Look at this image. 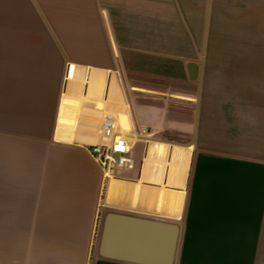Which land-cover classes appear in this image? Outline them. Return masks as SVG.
Returning a JSON list of instances; mask_svg holds the SVG:
<instances>
[{
  "label": "crops",
  "instance_id": "0c3cea01",
  "mask_svg": "<svg viewBox=\"0 0 264 264\" xmlns=\"http://www.w3.org/2000/svg\"><path fill=\"white\" fill-rule=\"evenodd\" d=\"M123 105L148 135L110 179ZM110 210L179 222L176 264H264V0H0V264H98Z\"/></svg>",
  "mask_w": 264,
  "mask_h": 264
},
{
  "label": "water",
  "instance_id": "95a60500",
  "mask_svg": "<svg viewBox=\"0 0 264 264\" xmlns=\"http://www.w3.org/2000/svg\"><path fill=\"white\" fill-rule=\"evenodd\" d=\"M190 69L196 79L198 66ZM181 233L179 222L110 210L102 220L98 264H176Z\"/></svg>",
  "mask_w": 264,
  "mask_h": 264
},
{
  "label": "built area",
  "instance_id": "2783aa9c",
  "mask_svg": "<svg viewBox=\"0 0 264 264\" xmlns=\"http://www.w3.org/2000/svg\"><path fill=\"white\" fill-rule=\"evenodd\" d=\"M103 143L94 145L91 154L100 164L108 178L117 177L121 170H132L136 166L135 159L131 156L129 140L126 135L118 132L116 117L112 113L104 115L101 123ZM147 128L137 132V140H146Z\"/></svg>",
  "mask_w": 264,
  "mask_h": 264
},
{
  "label": "bare ground",
  "instance_id": "6f19581e",
  "mask_svg": "<svg viewBox=\"0 0 264 264\" xmlns=\"http://www.w3.org/2000/svg\"><path fill=\"white\" fill-rule=\"evenodd\" d=\"M69 102V101H68ZM72 103V102H71ZM70 103V104H71ZM72 106H73V104H72ZM114 110H116V113H115V117H116V123H118L117 124V126L119 125V128L120 129H118V132L120 133V134H123V135H126V137L128 138V140L129 141H134V140H137V138L139 137V136H137V133H133L132 132V123H131V119H130V116L128 115V114H126L124 111H123V109H122V107L121 106H117ZM128 113V112H127ZM74 120V119H73ZM70 123V122H69ZM71 123H72V121H71ZM70 125V124H69ZM157 143V142H156ZM180 148V147H179ZM157 149H158V153H159V155H164L165 154V151H166V146L164 145V144H158L157 145ZM181 152H182V150H181ZM183 153V152H182ZM186 153V152H185ZM181 154V153H180ZM182 157H184L183 155H182ZM180 158V157H179ZM187 161V160H186ZM181 163H182V161H181ZM186 163V162H185ZM180 172V171H179ZM110 179H113V177H111ZM114 183V182H113ZM112 184H111V182H110V186H111ZM117 186V185H116ZM110 188V187H109ZM115 188H117V187H115ZM123 188V187H122ZM110 190H111V188L109 189V192H110ZM115 190H117V189H115ZM120 191H122V189L120 190ZM116 192V191H115ZM114 192V193H115ZM150 192H148V194H149ZM145 194V193H144ZM152 195L154 196V194L152 193ZM143 197H144V195H143ZM146 197H147V195H146ZM145 198V197H144ZM152 198V197H151ZM168 198V197H167ZM150 199V198H149ZM153 200V199H152ZM148 201H150V200H148ZM148 201H146V203H148V204H150V202H148ZM155 201V200H154ZM166 201V200H165ZM153 202V201H152ZM151 202V204H153ZM179 202V201H178ZM182 202V201H181ZM169 203H170V201H169ZM160 205V204H159ZM168 205V204H167ZM161 206V205H160ZM175 207V206H174ZM145 208V207H144ZM149 208H151V207H149ZM169 209V208H168ZM164 210V209H163ZM165 211V210H164ZM173 211V210H172ZM178 211V210H177Z\"/></svg>",
  "mask_w": 264,
  "mask_h": 264
},
{
  "label": "rangeland",
  "instance_id": "374dc122",
  "mask_svg": "<svg viewBox=\"0 0 264 264\" xmlns=\"http://www.w3.org/2000/svg\"><path fill=\"white\" fill-rule=\"evenodd\" d=\"M116 76H118V81H119V84H120V91L122 92V93H127V91H129L130 89L127 87V85H124V82H126L125 81V79H123V76H122V73H120L119 71H118V73H116ZM131 91V90H130ZM130 94H131V92H130ZM132 98V100H133V96L131 97ZM127 103V102H126ZM162 104L165 106L166 105V102H162ZM122 107V109H123V111L126 113V114H128L129 115V113H130V110H129V107H128V105H123V106H121ZM128 112V113H127ZM109 113H112L114 116H116L115 115V113H116V110H112V111H110ZM130 116V115H129ZM131 119V118H130ZM118 124V123H117ZM118 127V129H120L119 128V125L117 126ZM191 139H192V134H191V131L189 130V132L188 133H184V134H181V136H179V138H178V140L180 141V144L181 145H184V146H186V145H189L190 143H191Z\"/></svg>",
  "mask_w": 264,
  "mask_h": 264
}]
</instances>
